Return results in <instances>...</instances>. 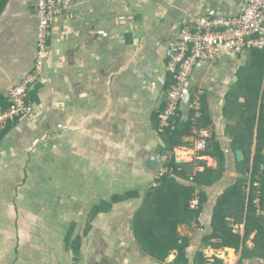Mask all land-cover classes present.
Wrapping results in <instances>:
<instances>
[{"label": "crops", "instance_id": "0c3cea01", "mask_svg": "<svg viewBox=\"0 0 264 264\" xmlns=\"http://www.w3.org/2000/svg\"><path fill=\"white\" fill-rule=\"evenodd\" d=\"M34 1L0 9V108L35 64ZM243 2L72 0L51 20L31 111L0 131V264H264V49L219 47L195 65L186 90L202 91L203 113L193 131L195 110L182 105L171 149L180 164L161 193L150 186L168 149L157 132L167 40L201 14L238 15ZM197 168L210 170L194 184L197 209H185ZM219 205L237 247L214 233Z\"/></svg>", "mask_w": 264, "mask_h": 264}, {"label": "built area", "instance_id": "2783aa9c", "mask_svg": "<svg viewBox=\"0 0 264 264\" xmlns=\"http://www.w3.org/2000/svg\"><path fill=\"white\" fill-rule=\"evenodd\" d=\"M71 2L72 0L34 1V13L38 18L35 64L19 84L9 89L7 105L0 108V131L31 111L30 91L40 77L43 58L49 48L51 20L64 13ZM219 47L236 53L250 48L264 49V0H244L241 12L234 16L212 13L196 16L190 22L184 23L179 31L167 40L166 68L171 74V81L165 89V105L158 119V133L163 134L175 129L179 110L185 103L195 110L191 121V129L195 131L196 118L203 113L202 91L199 90L198 95L191 99L187 94L186 84L195 65L200 60L215 59ZM206 146L207 138L198 137L193 141L192 151L200 156ZM172 156L171 149H166L158 156V168L150 181L151 187L158 186L167 173L174 171ZM196 171L188 175L190 182H193ZM254 184L259 187V183ZM259 192L257 188L258 195ZM254 202L257 207L260 206L259 196ZM198 205L199 198L195 192L189 200V209L195 210Z\"/></svg>", "mask_w": 264, "mask_h": 264}, {"label": "trees", "instance_id": "16d2710c", "mask_svg": "<svg viewBox=\"0 0 264 264\" xmlns=\"http://www.w3.org/2000/svg\"><path fill=\"white\" fill-rule=\"evenodd\" d=\"M6 0H0V9L2 8V6L4 5ZM177 128L175 126V129L173 131H171V133H168L170 131H168L167 133H165V135H167V142L166 145L168 147V149H173V145H175V135H177ZM2 134V132H0V135ZM206 149V148H205ZM203 152V151H202ZM201 152V153H202ZM200 153V155H201ZM180 163H177L173 158H172V165L173 166H179ZM210 170L209 168H204L203 171H196L195 176H194V180L193 183H191L192 186H187L185 187V189H187V191H184V196H185V200H184V208L185 209H189V200L192 196V192L194 191V184L197 183L198 181V175L204 171ZM188 178V177H187ZM167 181V178H163V181L161 180V183L155 187V191L161 193L163 191V188L165 186V182ZM253 192V190H252ZM262 193V192H261ZM260 193V195H261ZM249 210L250 211H254L256 210V204L254 202L255 198L257 196H259L257 193H255L254 196V192L249 194ZM254 196V197H253ZM262 195L259 197L260 198V204L262 203ZM164 200H167L166 198H164ZM221 205V204H220ZM220 205L216 206L215 210H214V214H213V228H214V233L219 236L225 243L229 244V245H233L234 247H237L239 242H240V235L238 233L233 232L232 228L229 227L227 225V223L224 220V216L221 213L220 210ZM141 245L145 248L148 247V242L145 240V238H140L139 239ZM177 245V244H176ZM185 244L182 243L180 244L179 247L184 246ZM215 264H222L220 260H216Z\"/></svg>", "mask_w": 264, "mask_h": 264}, {"label": "water", "instance_id": "95a60500", "mask_svg": "<svg viewBox=\"0 0 264 264\" xmlns=\"http://www.w3.org/2000/svg\"><path fill=\"white\" fill-rule=\"evenodd\" d=\"M236 154H237V156H238V158H239L240 155H241V151L237 150V151H236ZM177 161H178V160H177ZM179 162H181V161H179ZM215 162H216L217 166L220 167V164H221V156H220V155H217V156L215 157Z\"/></svg>", "mask_w": 264, "mask_h": 264}]
</instances>
